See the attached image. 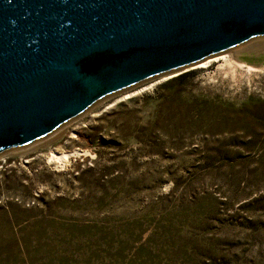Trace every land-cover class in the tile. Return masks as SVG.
<instances>
[{
  "label": "rangeland",
  "instance_id": "1",
  "mask_svg": "<svg viewBox=\"0 0 264 264\" xmlns=\"http://www.w3.org/2000/svg\"><path fill=\"white\" fill-rule=\"evenodd\" d=\"M227 51L0 153V264H264V37Z\"/></svg>",
  "mask_w": 264,
  "mask_h": 264
},
{
  "label": "water",
  "instance_id": "2",
  "mask_svg": "<svg viewBox=\"0 0 264 264\" xmlns=\"http://www.w3.org/2000/svg\"><path fill=\"white\" fill-rule=\"evenodd\" d=\"M264 37V0H0V153Z\"/></svg>",
  "mask_w": 264,
  "mask_h": 264
},
{
  "label": "bare ground",
  "instance_id": "3",
  "mask_svg": "<svg viewBox=\"0 0 264 264\" xmlns=\"http://www.w3.org/2000/svg\"><path fill=\"white\" fill-rule=\"evenodd\" d=\"M251 44H254L252 42H250ZM250 43H248L247 45H250ZM228 52V51H227ZM225 53V52H221L219 54H216V55H213L211 57H208V58H205L204 60L200 61L197 63V65L199 66H204V65H207V63H210L211 61H215V60H218V59H222V62H225V63H230L233 61V55L231 54V51L228 52V53ZM239 63V62H238ZM164 75V74H162ZM169 75V74H168ZM54 132V131H53ZM57 134V132H56ZM54 135V134H53ZM50 155L48 156L47 160L49 162H52V161H63L65 160V158L68 156L67 154H61V155H58V154H55V153H49ZM70 155V154H69Z\"/></svg>",
  "mask_w": 264,
  "mask_h": 264
}]
</instances>
